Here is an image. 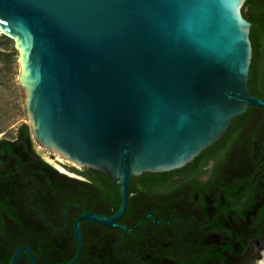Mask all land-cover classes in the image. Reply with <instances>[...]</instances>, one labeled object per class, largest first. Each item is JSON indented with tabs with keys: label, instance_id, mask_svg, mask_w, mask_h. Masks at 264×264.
<instances>
[{
	"label": "water",
	"instance_id": "water-1",
	"mask_svg": "<svg viewBox=\"0 0 264 264\" xmlns=\"http://www.w3.org/2000/svg\"><path fill=\"white\" fill-rule=\"evenodd\" d=\"M245 2L0 0L30 138L119 186L120 217L131 178L185 167L248 106L264 107L248 89Z\"/></svg>",
	"mask_w": 264,
	"mask_h": 264
},
{
	"label": "flooded vegetation",
	"instance_id": "flooded-vegetation-1",
	"mask_svg": "<svg viewBox=\"0 0 264 264\" xmlns=\"http://www.w3.org/2000/svg\"><path fill=\"white\" fill-rule=\"evenodd\" d=\"M242 17L250 24L249 93L264 102V0H246ZM120 206L119 186L37 150L24 127L0 139V264H69L78 252L75 264H259L264 107L248 106L185 167L131 178L115 218Z\"/></svg>",
	"mask_w": 264,
	"mask_h": 264
},
{
	"label": "rangeland",
	"instance_id": "rangeland-1",
	"mask_svg": "<svg viewBox=\"0 0 264 264\" xmlns=\"http://www.w3.org/2000/svg\"><path fill=\"white\" fill-rule=\"evenodd\" d=\"M10 41L8 44L0 41V139H13L20 127H27L31 136L25 108V92L18 83L20 68L17 63L18 53L14 49L13 41ZM5 55L10 56L7 68L2 64ZM31 140L37 150L41 149L33 139Z\"/></svg>",
	"mask_w": 264,
	"mask_h": 264
},
{
	"label": "trees",
	"instance_id": "trees-1",
	"mask_svg": "<svg viewBox=\"0 0 264 264\" xmlns=\"http://www.w3.org/2000/svg\"><path fill=\"white\" fill-rule=\"evenodd\" d=\"M0 41H2L4 44H8V43H11V41L7 38V37H5V36H1L0 37ZM5 57L6 58H4V60L2 61V64H3V66L5 67V68H7V66H8V63H9V55H5ZM24 130H25V132L27 133V135H28V128L27 127H24Z\"/></svg>",
	"mask_w": 264,
	"mask_h": 264
},
{
	"label": "bare ground",
	"instance_id": "bare-ground-1",
	"mask_svg": "<svg viewBox=\"0 0 264 264\" xmlns=\"http://www.w3.org/2000/svg\"><path fill=\"white\" fill-rule=\"evenodd\" d=\"M259 264H264V259L261 262H259Z\"/></svg>",
	"mask_w": 264,
	"mask_h": 264
}]
</instances>
